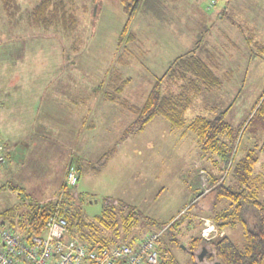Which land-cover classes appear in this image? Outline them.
Instances as JSON below:
<instances>
[{
	"label": "rangeland",
	"instance_id": "obj_1",
	"mask_svg": "<svg viewBox=\"0 0 264 264\" xmlns=\"http://www.w3.org/2000/svg\"><path fill=\"white\" fill-rule=\"evenodd\" d=\"M38 2L15 0L9 15L0 0V138L20 135L19 140H30L27 159L12 178L5 179L0 171V223L4 211L28 202L19 188L31 201L54 198L70 165L81 166L75 189L83 202L77 198L75 206L82 205L88 218L102 213L106 197L159 223L180 218L173 241L165 234L161 246L179 264H195L191 238L202 237L201 218L212 220L211 161L202 157L193 131H173L165 118L157 117L142 132L128 135L100 174L89 172L87 162L95 163L113 147L134 120L118 104L105 101L102 92L112 79L121 99L140 106L155 78L201 37L207 54L202 49L203 58L211 68L216 66L220 84L195 99L187 120L212 116L209 106L221 111L231 105L227 122L235 129L244 124L236 160L242 158L264 142L260 122L247 125L264 94V52L249 48L229 19L253 23V16H263L258 37L263 43L264 0H144L122 43L127 17L121 0H63L67 16L77 20L74 31L38 24ZM225 6V18L218 19ZM16 65L24 67L17 70ZM82 122H96L97 127L81 130ZM257 152L255 173L264 175V151ZM231 182L229 175L227 184ZM228 204L223 201L219 208ZM139 226L151 227L143 222ZM244 230L240 222L224 233L243 248ZM123 236L115 235L110 243H122ZM201 244L199 250L207 246L204 240Z\"/></svg>",
	"mask_w": 264,
	"mask_h": 264
},
{
	"label": "trees",
	"instance_id": "obj_2",
	"mask_svg": "<svg viewBox=\"0 0 264 264\" xmlns=\"http://www.w3.org/2000/svg\"><path fill=\"white\" fill-rule=\"evenodd\" d=\"M1 1L10 15L9 6L15 5V0ZM38 1L34 7L35 17L42 19L38 24L47 29L50 26L56 29L61 26L66 31L75 30L77 20L71 15L67 16L63 0ZM143 3L144 0H121L123 12L127 17L120 37L121 43L127 35L138 8L144 6ZM225 12L226 10L220 15L225 16ZM230 19L233 23H237L235 17ZM246 41L251 48H259L261 52H264V44L256 39L253 32H248ZM202 49L206 54L203 39L199 37L191 50L174 59L166 72L161 77L155 78L140 106L130 105L121 99L115 91L116 86L110 79L102 95L105 100L118 104L131 113L134 120L113 147L100 154L95 163L87 162V166H84L94 172H100L114 157L128 135L142 132L157 117L165 118L173 131L183 130L184 133L193 131L203 156H208L211 161L212 171L209 173L208 184L214 187L215 199L212 202L209 217L216 223L219 231L218 237L207 241V246H203L200 250L203 238L198 235L191 238L190 250L196 257L195 264H264V196L261 197V194H264V175L255 173L259 161L257 151H264V142L236 160V153L241 143L239 132L244 124L235 129L227 122L226 116L231 105L221 111H216L214 105L209 106L212 116L197 115L192 120H187V112L195 99L203 92L212 91L220 84L215 73L216 66L211 68L207 64L203 58ZM253 108L247 125L258 120L264 131V94L257 99ZM75 168L77 172L82 169L81 166H75ZM229 175L232 182L227 184ZM12 189L16 188L12 187ZM19 190L23 192L28 202L24 204V207L17 206L4 211L0 224L21 232L25 238L42 236L47 220L55 214L67 220L70 238H78L92 249L112 246L110 242L113 237L122 232L124 234L122 243L127 244H133L144 234V231L147 233L163 229L165 230L163 235L168 234L173 241V231L180 223V218L156 222L143 216L134 207L112 197L104 198L103 211L100 215L88 218L84 207L80 205L83 202L80 193L75 187L66 188V184L63 185L58 196L42 202L31 201L22 188ZM77 198L80 204L75 206ZM223 201H228V206L219 208V203ZM195 203L191 205V208ZM250 216L254 217L253 221L247 219ZM187 220L189 227L194 225L192 218ZM141 222L151 227H140ZM240 222L245 226L246 245L243 248L237 246L224 233L227 227H235ZM200 223L202 225V221ZM163 237L158 244L160 264H179L173 259L168 248L161 246Z\"/></svg>",
	"mask_w": 264,
	"mask_h": 264
},
{
	"label": "built area",
	"instance_id": "obj_3",
	"mask_svg": "<svg viewBox=\"0 0 264 264\" xmlns=\"http://www.w3.org/2000/svg\"><path fill=\"white\" fill-rule=\"evenodd\" d=\"M11 156L12 149L0 139V170ZM78 180L77 170L71 165L66 188H74ZM201 220L202 237L210 241L219 233L217 225L207 218ZM164 231L144 233L133 244L92 249L78 238L68 236L67 220L58 214L47 220L42 236L25 238L21 232L0 224V264H160L158 243Z\"/></svg>",
	"mask_w": 264,
	"mask_h": 264
},
{
	"label": "crops",
	"instance_id": "obj_4",
	"mask_svg": "<svg viewBox=\"0 0 264 264\" xmlns=\"http://www.w3.org/2000/svg\"><path fill=\"white\" fill-rule=\"evenodd\" d=\"M226 9H227V7L225 6L224 10H226ZM262 17L263 16H253V23H251V22L249 23L248 20L239 19V18H235V21L238 24L237 23H233L231 21V19H229V21L233 24V26H237L242 31V33L244 34L245 39L248 36V32L251 31V32H253L255 34L256 39L258 40V37H261L260 34H261L262 30H263V28L259 25L261 22H263V19H261ZM219 18H221V20H223L225 17L223 15H220V17L218 16V19ZM263 44H264V42H263ZM247 46L249 48H251L248 45V43H247ZM16 67H17V70H22L24 66L21 67V66L16 65ZM102 97L105 100L103 95H102ZM105 101H107V100H105ZM107 102H109V101H107ZM1 110H2V108H0V113H1ZM80 125H81V130H84V129H87V130L91 129L92 130V129H95L97 127V123L96 122H91L90 124L82 122V123H80ZM5 136H6V138H5V140L3 139V142L7 143L10 146V148L12 149V156H11L10 160L8 161V163L0 171H2L3 173L5 172V174H6L5 175V179L10 180L12 178V175L15 174L18 171V166L22 165L25 162V160L27 159V154L29 153V147H30V143H28V142L30 140H28L27 142H24L23 140H19V138L21 137L20 135H17V136H14V137L9 136V135H5ZM31 148H32V146H31ZM202 157L204 159H206V160H210L208 157H204V156H202ZM89 172L95 173V174L96 173L100 174V172H94L92 170H89ZM210 172L211 171L209 169V173ZM76 191L78 193H80L79 190H76ZM191 227L192 226H190V228Z\"/></svg>",
	"mask_w": 264,
	"mask_h": 264
},
{
	"label": "water",
	"instance_id": "obj_5",
	"mask_svg": "<svg viewBox=\"0 0 264 264\" xmlns=\"http://www.w3.org/2000/svg\"><path fill=\"white\" fill-rule=\"evenodd\" d=\"M200 195V194H199Z\"/></svg>",
	"mask_w": 264,
	"mask_h": 264
}]
</instances>
